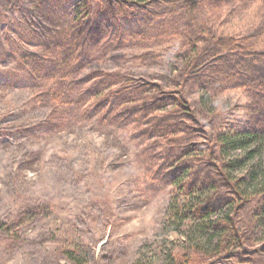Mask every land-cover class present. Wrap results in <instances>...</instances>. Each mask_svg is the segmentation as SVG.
<instances>
[{"label":"trees","instance_id":"obj_1","mask_svg":"<svg viewBox=\"0 0 264 264\" xmlns=\"http://www.w3.org/2000/svg\"><path fill=\"white\" fill-rule=\"evenodd\" d=\"M17 1V12L0 9L5 31L26 23L3 49L0 82L28 89L26 109H46L38 126L95 123L134 143L146 190L170 188L160 234L176 233L186 247L162 264L230 260L254 244L264 251V22L235 37L216 34L209 21L226 0H67L63 22L48 29L20 22L18 14L29 8ZM138 18L145 19L143 29L130 28ZM176 37L170 50L184 62L176 77L197 88L194 106L180 91L167 93L130 74L89 71L124 44ZM236 90L250 99L247 121L232 119L233 125L211 129L203 142L188 143L192 129L181 120L214 114L212 98ZM45 206L26 208L11 228L42 215Z\"/></svg>","mask_w":264,"mask_h":264},{"label":"rangeland","instance_id":"obj_2","mask_svg":"<svg viewBox=\"0 0 264 264\" xmlns=\"http://www.w3.org/2000/svg\"><path fill=\"white\" fill-rule=\"evenodd\" d=\"M23 1L29 9L18 14L20 22L26 19L48 29L63 22L67 0ZM220 4L209 20L218 35H248L264 22L261 1ZM19 6L17 0H0V9L7 15L19 11ZM144 21L135 19L129 27L142 30ZM25 24L16 23L12 33L0 25V61L6 43L17 41L14 32L21 33ZM260 35L264 42V30ZM178 42L176 37L124 44L106 59L92 63L89 71L130 74L167 93L180 91L194 106L197 88L176 77L184 62L170 46ZM262 44L258 42L257 47ZM166 53H171L168 61ZM7 62L4 59L2 64ZM28 99V89L0 82V221L9 226H0V264H162L169 254L181 255L178 248L186 247L180 236L160 234L170 188L146 190L141 169L134 162V143L95 123L38 126L47 111L26 109ZM249 101L239 90L216 94L214 114L202 112L181 120H189L192 129L188 143L203 142L211 129L231 121L233 125L232 119L247 121L244 106ZM182 127L181 136H186L187 125ZM37 205H46V212L11 228L10 223L19 222L26 208ZM237 257L195 262L182 258L179 263L264 264V251L256 244L240 250Z\"/></svg>","mask_w":264,"mask_h":264}]
</instances>
